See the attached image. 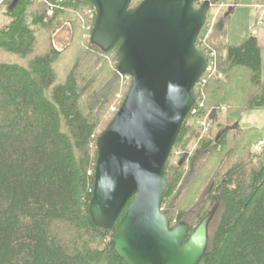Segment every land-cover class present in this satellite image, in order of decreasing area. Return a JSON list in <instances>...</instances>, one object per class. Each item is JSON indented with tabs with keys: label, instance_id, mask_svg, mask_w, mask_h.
<instances>
[{
	"label": "trees",
	"instance_id": "trees-1",
	"mask_svg": "<svg viewBox=\"0 0 264 264\" xmlns=\"http://www.w3.org/2000/svg\"><path fill=\"white\" fill-rule=\"evenodd\" d=\"M12 1L0 2L9 18L0 26V264H125L111 246L112 229L94 225L87 209L96 138L130 84L117 71L119 43L106 52L90 43L95 12L88 0ZM208 1L224 5L207 36L221 76L195 89L196 112L166 163L161 212L170 229L184 220L191 232L218 195L197 264H264V149L255 148V128L235 117L264 109L263 50L252 30L224 42L219 55L217 34L226 37L240 0ZM62 26L70 35L58 48L53 37Z\"/></svg>",
	"mask_w": 264,
	"mask_h": 264
},
{
	"label": "water",
	"instance_id": "water-1",
	"mask_svg": "<svg viewBox=\"0 0 264 264\" xmlns=\"http://www.w3.org/2000/svg\"><path fill=\"white\" fill-rule=\"evenodd\" d=\"M88 1L95 12L90 43L106 52L118 42L117 71L130 78L119 108L95 141L91 221L112 229L111 246L125 264H197L207 250L219 196L191 232L184 220L170 229L161 204L169 154L207 67L196 41L211 3Z\"/></svg>",
	"mask_w": 264,
	"mask_h": 264
},
{
	"label": "rangeland",
	"instance_id": "rangeland-1",
	"mask_svg": "<svg viewBox=\"0 0 264 264\" xmlns=\"http://www.w3.org/2000/svg\"><path fill=\"white\" fill-rule=\"evenodd\" d=\"M260 3L264 4V0H240L239 5L234 8L233 15L229 19V22L226 25V37L222 34L218 36V42L220 47L218 48V54H224L223 44L224 42H228L231 44H235L241 41L245 36L248 35L250 31L255 27V19H252L251 16L255 14L257 10L256 6ZM224 5L220 4L217 7H211L208 12V16L210 17L208 20V24L213 23L216 18L218 10ZM207 20V19H206ZM253 20V21H252ZM9 21V18L4 14L3 10H0V26L5 25ZM257 33V30H256ZM70 31L67 26H62L54 35L53 42L56 47H63L69 39ZM263 55H264V46H262ZM216 51V50H215ZM115 109V108H114ZM221 110L225 111V106H221ZM220 117H223L221 113ZM237 122L242 127L252 126L256 130L257 140L264 135V109H256L252 111H248L245 113H238L235 115ZM206 118L203 120L204 128H207ZM213 133H215L216 125L214 124ZM178 157V152L174 155V161ZM262 159L264 160V154L262 155Z\"/></svg>",
	"mask_w": 264,
	"mask_h": 264
},
{
	"label": "built area",
	"instance_id": "built-area-1",
	"mask_svg": "<svg viewBox=\"0 0 264 264\" xmlns=\"http://www.w3.org/2000/svg\"><path fill=\"white\" fill-rule=\"evenodd\" d=\"M1 1L3 0H0V2ZM209 29L210 24L208 25L207 31H204L201 36L197 38L196 41V47L206 53L208 61L207 67L203 75L199 79L198 83L196 84L195 89L200 88L201 85L204 84L210 77L221 76V74L217 71V53L215 49H213L207 42ZM253 31L258 39V44L264 46V4H262L259 8L258 15L255 19V27L253 28ZM190 112L195 113L196 109L194 108L192 110L191 108ZM255 148L257 151H261L264 149V135L257 140Z\"/></svg>",
	"mask_w": 264,
	"mask_h": 264
},
{
	"label": "crops",
	"instance_id": "crops-1",
	"mask_svg": "<svg viewBox=\"0 0 264 264\" xmlns=\"http://www.w3.org/2000/svg\"><path fill=\"white\" fill-rule=\"evenodd\" d=\"M263 3H260L256 6L257 10L255 11V14L251 16L252 19L256 18L259 12V8ZM253 21V20H252ZM261 46V45H260ZM262 47V46H261Z\"/></svg>",
	"mask_w": 264,
	"mask_h": 264
}]
</instances>
